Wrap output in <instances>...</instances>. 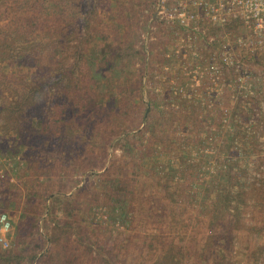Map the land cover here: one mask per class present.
<instances>
[{
	"label": "rangeland",
	"instance_id": "1",
	"mask_svg": "<svg viewBox=\"0 0 264 264\" xmlns=\"http://www.w3.org/2000/svg\"><path fill=\"white\" fill-rule=\"evenodd\" d=\"M154 11L0 0V264H264L260 99Z\"/></svg>",
	"mask_w": 264,
	"mask_h": 264
},
{
	"label": "built area",
	"instance_id": "2",
	"mask_svg": "<svg viewBox=\"0 0 264 264\" xmlns=\"http://www.w3.org/2000/svg\"><path fill=\"white\" fill-rule=\"evenodd\" d=\"M153 1L154 17L185 33L186 39L180 38L182 50L193 54L206 46L216 50V61L206 63L198 57L185 62V66L216 70L218 94L226 88L233 100L260 99V110L264 113V69L256 76L250 69L258 64L253 63L254 55L260 56L264 64V0ZM226 72L230 76L224 77ZM201 79V74H194L191 80ZM0 228H10L5 212L0 213ZM0 241L6 242L1 233Z\"/></svg>",
	"mask_w": 264,
	"mask_h": 264
}]
</instances>
